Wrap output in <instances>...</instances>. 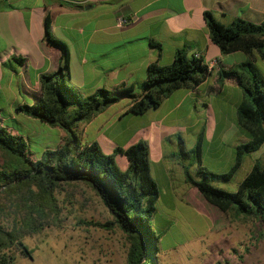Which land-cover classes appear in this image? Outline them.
<instances>
[{"label": "crops", "instance_id": "0c3cea01", "mask_svg": "<svg viewBox=\"0 0 264 264\" xmlns=\"http://www.w3.org/2000/svg\"><path fill=\"white\" fill-rule=\"evenodd\" d=\"M205 12L224 26H231L238 19L260 24L264 21V0H0V91L12 103L21 100L16 106L31 105L33 96L40 92V76L57 71L60 52L43 40L47 14L53 37L68 51L65 83L82 97L100 89L115 91L123 87L140 94L148 66H169L176 52L184 50L188 56L201 58L208 67L203 80L174 91L158 108L143 115L128 113V99L122 100L129 102L123 109L117 107L119 102L112 104L78 127L80 141L96 142L104 154H113L117 148L126 149L144 138L155 170L173 186L175 176H184L183 164L176 157L174 146L166 152L165 142L173 136H193L206 127L210 135L204 146L213 145L219 136L235 137L234 148H227L226 160L231 168L236 147L248 142V132L239 126L236 114L244 95L232 82L226 81L220 87L218 72L237 67L248 58L242 52L221 54L209 38ZM119 18L127 24L119 27ZM13 58H22L25 64L19 65ZM252 59L260 75L258 62L264 63V57L255 52ZM199 107L211 115L207 121L193 117V110ZM229 107L234 115L226 124ZM162 110L155 119L147 117L150 111ZM50 129L58 132L59 142L53 146L57 148L63 133ZM208 151L216 156V151ZM222 154L219 156L225 157ZM115 158L116 164L120 163L118 168L126 171V158L121 154ZM180 184L187 185L184 179Z\"/></svg>", "mask_w": 264, "mask_h": 264}, {"label": "trees", "instance_id": "16d2710c", "mask_svg": "<svg viewBox=\"0 0 264 264\" xmlns=\"http://www.w3.org/2000/svg\"><path fill=\"white\" fill-rule=\"evenodd\" d=\"M204 18L209 38L222 55L242 52L248 58L237 67L223 68L218 72L220 87L229 81L247 96L238 106L236 114L239 126L248 132V142L236 147L235 162L227 173L214 174L201 163L202 128L193 149L198 166L196 178L201 179H194L189 166L184 165L185 182L220 212L233 210L237 216L256 218L264 225V166L259 161L253 163L235 192L224 191L209 183V180L230 181L246 154L258 151L264 144V81L252 59L255 52L264 57V21L254 24L238 19L231 26H224L209 12L204 13ZM43 40L60 52L59 67L53 73L42 74L40 92L33 96L32 104L16 106L14 112L60 129L65 135L57 148L45 150L40 159L34 160L24 138L0 125V150L7 156L0 166V197L4 196L3 199L10 200L26 212L25 226L40 204L54 201L52 197L59 185L86 184L112 217L111 221L100 226L108 229L115 227L127 237V263L145 264L151 255L155 261L159 236L152 230L150 222L156 210L159 189L150 175L147 145L140 141L126 149L117 148L113 154H104L96 142L82 144L77 129L112 104L125 99L130 100L128 113L134 115L156 109L174 91L197 85L208 75V67L201 58L188 56L184 50H179L171 65L152 63L148 66L140 94L133 93L132 88L123 87L115 91L100 89L82 97L65 83L68 51L61 41L53 37L48 14L44 19ZM13 60L19 65L25 64L22 58ZM179 150L182 157L190 153L185 151L180 138ZM117 154L128 161L126 171L118 168L115 161ZM28 229L32 230L31 227ZM0 236L9 243L14 239L1 227Z\"/></svg>", "mask_w": 264, "mask_h": 264}, {"label": "rangeland", "instance_id": "374dc122", "mask_svg": "<svg viewBox=\"0 0 264 264\" xmlns=\"http://www.w3.org/2000/svg\"><path fill=\"white\" fill-rule=\"evenodd\" d=\"M258 69L264 78V63L259 61ZM239 90L246 100L247 96ZM2 95L0 91V125L11 128H6L8 132L24 137L33 159H40L47 149H55L53 146L59 142L58 132L22 114L11 117L9 113H14L13 105L15 107L21 100L13 104L12 100ZM128 103L120 101L117 107L123 109L122 106ZM213 109L214 113L217 112L216 108ZM163 112L150 111L147 117L155 119ZM226 112L227 124L230 117L232 120L234 110L229 107ZM192 115L205 121L211 116L203 107L193 110ZM139 122L143 121L139 119ZM61 132L64 137V132ZM209 132L205 127L204 141L209 138ZM199 133L200 130L185 138L173 136L165 142L166 152L172 151L174 146L176 157L183 166L185 163V166H189L191 176L197 180L201 178L195 176L197 164L193 149ZM219 137L213 145L207 147L203 144L201 148L202 166L214 174L230 170L231 163L226 156L235 142V137ZM179 138L185 151L190 152L186 157L180 153ZM140 141L148 147L147 140L140 138L137 142ZM208 150L216 151V156ZM220 153H225V157L219 156ZM244 159L247 160L241 171L230 181L209 180V183L224 191L235 192L255 161L264 166V144L258 151L246 154ZM6 160L7 156L0 150V166ZM117 165L120 167V163L117 162ZM149 165L150 175L159 189L156 210L150 223L159 239L155 261L151 255L145 264H264V225L260 221L241 214L237 216L233 210L220 212L189 184H180L185 180L183 174L174 177L173 186L168 185L165 177L155 170L150 157ZM3 197H0V227L10 236L13 235L14 239L9 243L0 236V264H128L127 237L115 227L108 229L100 226L111 221L112 217L86 184L59 185L52 197L54 201L40 204L25 226L26 212Z\"/></svg>", "mask_w": 264, "mask_h": 264}, {"label": "built area", "instance_id": "2783aa9c", "mask_svg": "<svg viewBox=\"0 0 264 264\" xmlns=\"http://www.w3.org/2000/svg\"><path fill=\"white\" fill-rule=\"evenodd\" d=\"M126 24H127V21L124 20V19H122V18H119L118 21H117V25H118L119 27H123V26H125Z\"/></svg>", "mask_w": 264, "mask_h": 264}]
</instances>
